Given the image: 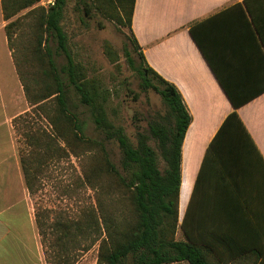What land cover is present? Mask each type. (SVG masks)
<instances>
[{
	"label": "crops",
	"instance_id": "crops-1",
	"mask_svg": "<svg viewBox=\"0 0 264 264\" xmlns=\"http://www.w3.org/2000/svg\"><path fill=\"white\" fill-rule=\"evenodd\" d=\"M243 2L136 0L132 23L148 65L176 86L192 117L182 146L178 240L212 249L225 264H257L253 253H264V7L255 6L260 36ZM6 26L0 0V264H51L20 155L26 134L36 132V106ZM233 114L246 133L221 131Z\"/></svg>",
	"mask_w": 264,
	"mask_h": 264
},
{
	"label": "trees",
	"instance_id": "trees-1",
	"mask_svg": "<svg viewBox=\"0 0 264 264\" xmlns=\"http://www.w3.org/2000/svg\"><path fill=\"white\" fill-rule=\"evenodd\" d=\"M39 1L2 0L4 19L11 20ZM69 1L54 0L53 6L30 13L33 17L36 15L34 38L32 43L22 47L15 43L16 33L13 31L14 27L19 28L18 22L6 26L9 47L28 103L43 111L53 128L49 133L45 130L42 134L39 130L25 136L27 148H22L20 155L30 193L34 194V184L40 172L34 162H42L44 157V154H37V150L44 146L54 150L61 140L74 154L84 157L81 163L83 184L97 191L99 212L84 210L78 220L60 221L57 226L66 230L68 235L76 228L84 238L91 234L96 236L94 242H100L98 264H225L212 249L177 239L182 146L192 121L182 95L176 86L148 65L132 33L131 42L137 57L126 50L127 61L139 73L142 88L158 93L166 108V114L149 126L150 135L138 133L137 142L133 144L125 129L117 126L109 116L110 90L98 80L90 79L84 65L78 63L70 51L62 26ZM80 1L84 4L83 0ZM91 4L104 16L115 19L122 26H129L132 32L136 0H93ZM243 4L263 36L255 6L261 12L264 0H244ZM84 6L89 13L88 5ZM192 34L196 37L194 28ZM52 43L56 46V54L51 48ZM106 52L110 57L113 54L109 45ZM58 55L66 59L62 68L56 62ZM39 63H42V70L36 72L33 69L39 67ZM70 87L75 90L79 102L90 111L96 129L103 135L102 141L84 136L83 122L71 111ZM231 127L246 133L236 114L228 118L221 131ZM151 140L157 142L159 150L150 144ZM110 141H115L121 150L122 170L107 152L106 142ZM158 152L165 164L163 170ZM108 196L112 198L113 207L116 204L115 208H110L112 203H107ZM184 203L183 195L182 205ZM36 220L44 238L47 226L41 212H36ZM182 228L185 232V220ZM253 254L259 260L257 264H264L261 250H255Z\"/></svg>",
	"mask_w": 264,
	"mask_h": 264
},
{
	"label": "rangeland",
	"instance_id": "rangeland-1",
	"mask_svg": "<svg viewBox=\"0 0 264 264\" xmlns=\"http://www.w3.org/2000/svg\"><path fill=\"white\" fill-rule=\"evenodd\" d=\"M41 1H44L45 5H42ZM41 1L6 21L7 25L13 21L18 22L19 28L14 27L13 31L16 33L15 43L20 47L33 42L36 15L33 17L30 13L37 12L40 8H49L46 3L48 0ZM83 1L88 5L89 13H86L80 0H70L62 23L70 51L75 60L84 65L90 79L98 80L110 90L109 116L117 126L125 129L130 140L136 144L137 134L141 132L150 135L149 126L166 114V108L158 93L142 88L139 73L134 71L127 61L126 50H130L133 56L137 57L129 26H122L115 19L101 14L91 6L93 0ZM108 45L112 49L111 57L106 52ZM51 48L56 54L55 44L52 43ZM56 62L58 67L62 68L66 59L63 55H58ZM33 70L41 71L42 63ZM68 94L72 113L84 124V136L87 139L102 141L103 135L96 129L90 111L79 102L72 87L69 88ZM47 112H50L49 108ZM41 115L44 116V112L36 108L33 121L35 130L39 131L43 126L52 132V126L50 123L48 125L46 120L42 125ZM23 134L20 130V136ZM21 141L23 138H20V143ZM150 144L159 150L155 140H151ZM53 148L54 150L44 146L43 149L37 150V154H44V157L42 162H34V167L40 172L34 184L33 194L35 212L42 213L47 226L44 231L48 235L45 234L44 241L51 264H98L100 242H94L96 236L91 234L84 238L76 228L68 235L66 230L57 226L60 221L78 220L84 210L87 212L96 209V212H99L97 191L83 184L81 163L84 157L74 154L61 140ZM106 148L112 162L122 170V153L118 144L115 141L106 142ZM159 158L160 168L163 170L165 164L160 153ZM110 199L112 198L109 196L106 198L108 204L112 203ZM115 207L116 204L113 207V203L110 206Z\"/></svg>",
	"mask_w": 264,
	"mask_h": 264
},
{
	"label": "built area",
	"instance_id": "built-area-1",
	"mask_svg": "<svg viewBox=\"0 0 264 264\" xmlns=\"http://www.w3.org/2000/svg\"><path fill=\"white\" fill-rule=\"evenodd\" d=\"M46 3L48 4V7H51V6L54 5V0H48ZM41 4L42 5H45V2L44 1H41Z\"/></svg>",
	"mask_w": 264,
	"mask_h": 264
}]
</instances>
